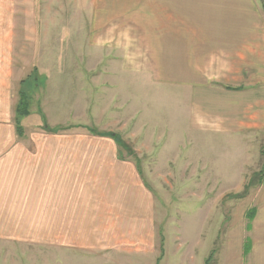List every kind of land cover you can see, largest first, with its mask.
<instances>
[{
  "label": "rangeland",
  "instance_id": "obj_1",
  "mask_svg": "<svg viewBox=\"0 0 264 264\" xmlns=\"http://www.w3.org/2000/svg\"><path fill=\"white\" fill-rule=\"evenodd\" d=\"M137 1L0 0V122L19 134L22 90L29 102L22 142L45 150L49 185L41 235L0 241L1 264H232L236 253L233 264L264 263V215L247 220L264 190L256 175L264 169L260 0L249 43L242 30L234 50L223 52L222 36L208 34L215 55L208 64L216 59L218 69L206 84L225 92L244 85L237 96L254 99L255 124L234 135L192 121L199 114L190 109L191 83L203 84V31L188 44L171 32L168 0ZM142 36L189 47L196 62L175 61L187 85L166 69L151 74ZM221 58L237 60L235 69L219 68ZM45 124L66 129L49 133ZM88 127L116 134L123 146ZM60 187L69 192L64 201H56ZM249 239L252 254L244 255Z\"/></svg>",
  "mask_w": 264,
  "mask_h": 264
},
{
  "label": "crops",
  "instance_id": "obj_2",
  "mask_svg": "<svg viewBox=\"0 0 264 264\" xmlns=\"http://www.w3.org/2000/svg\"><path fill=\"white\" fill-rule=\"evenodd\" d=\"M136 2L139 3L137 0ZM167 6L170 11L169 21L173 34H175V30H179V36L185 37L187 43L191 44L197 39L200 40L203 31V84L202 82L191 83L194 84V88L192 85L193 100L190 101V109L197 110L199 114L196 115V120L192 121L195 123L197 119L203 120V123L207 124L208 127L213 126L215 128H212L215 133L222 132L227 135H234L236 132L242 131L241 128L253 126L257 120L256 113L251 111L254 99L248 96H237V93H244L245 86L228 87L229 90H235L234 92L220 91L208 86L205 77H211L218 69L214 70L216 59L208 64L209 56H215L213 49L210 47L212 45L207 43H211L208 34L213 35L216 33L222 36L223 45L229 46L224 47L223 52L234 50V45L239 44L242 30L245 31L244 36L247 37L249 43L251 35L249 30L253 29L254 31L256 27L257 1L168 0ZM174 9L178 15L174 14ZM139 27L143 28V26ZM167 37L170 38V33ZM141 39L146 45L148 64L153 70L151 74L154 70L166 69L170 71V77H176L180 83L187 85L181 77H187L186 73L175 65V61L176 56L179 55L183 58H191V61L196 62L192 59L191 53H188L189 47H185L183 50H181L182 47H178L177 50L175 38L174 41H169L172 46L167 40L162 41L159 38L147 40V37L142 36ZM219 50L220 46L216 50V54ZM226 54L231 57L234 56L233 53ZM237 63V60L227 62V60L224 61L221 58L219 68L230 71L235 69L234 64ZM200 69H202V66L195 68L193 73L199 75ZM172 70L178 72H172ZM245 95H248V93L245 92ZM246 112H249V116L253 117L252 120L247 119ZM17 137L19 140H17ZM23 137V134L16 133L15 126H10L8 122H0V241L4 242L15 243L14 241L19 240V238H25L23 242H30L29 240L32 237L41 235L42 224L40 220L45 213L49 199L45 150L26 147L25 140H22ZM33 153L35 154L34 158ZM134 164L137 173L141 174L142 171L139 168L141 160L139 159L137 162L134 160ZM263 184L264 179L259 186L261 187ZM67 194L69 192H65V189L60 187L57 189L56 201H60V197L61 201H64V195ZM261 201L262 204L259 208H252L254 220H260L264 215V190ZM61 227L66 232V225L61 224ZM43 238V242H46V234ZM248 241L246 246L249 248V253L252 254L251 240ZM244 250H242V253L245 255ZM236 255L237 253L229 257L233 260V263L236 260ZM2 264H7V262L4 261Z\"/></svg>",
  "mask_w": 264,
  "mask_h": 264
},
{
  "label": "trees",
  "instance_id": "obj_3",
  "mask_svg": "<svg viewBox=\"0 0 264 264\" xmlns=\"http://www.w3.org/2000/svg\"><path fill=\"white\" fill-rule=\"evenodd\" d=\"M260 4H261V8L262 10L264 11V0H260ZM32 77V74L27 77L24 81L21 82V84L23 85L24 83H26L28 81L29 78ZM33 78V77H32ZM37 78V77H35ZM21 85V86H22ZM29 115V102H28V97L26 96V94L20 90L19 91V101H18V104H17V108H16V118L15 120L17 121L16 122V125H17V132L19 134H21V129H20V126H19V123H20V119L24 116H28ZM42 116V114H41ZM43 129L46 130L47 132L49 133H58L60 131H62V129H66V128H50L48 127L46 124L43 126ZM88 131V133L92 136H98V137H103V138H109L111 140H113V142L119 147V146H123V144L120 142V138L114 134V133H101L99 131H97L96 129L94 128H91V127H88V128H84ZM128 155L132 156L133 154H129ZM262 156L264 157V152H262ZM134 160L139 161L138 157L137 156H134ZM256 175H259L260 177V180H259V183L258 185L261 184V182L263 181L264 179V169H262L261 171H259L258 174ZM253 178H251L252 180ZM251 183V182H250ZM250 187V184L246 185L245 186V190L248 189ZM252 187V186H251ZM250 187V188H251ZM242 195V194H241ZM239 195V196H241ZM247 220H250L252 221L253 220V213H252V210H250L247 214ZM244 253L245 254H248L249 253V248L248 246H246L245 250H244ZM205 264H209V258L206 260Z\"/></svg>",
  "mask_w": 264,
  "mask_h": 264
}]
</instances>
